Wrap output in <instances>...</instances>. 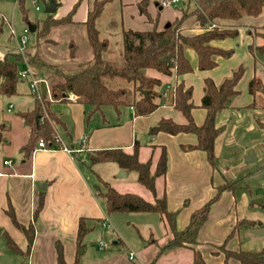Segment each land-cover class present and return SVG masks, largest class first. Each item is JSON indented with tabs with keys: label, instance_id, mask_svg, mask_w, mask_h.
Segmentation results:
<instances>
[{
	"label": "crops",
	"instance_id": "crops-1",
	"mask_svg": "<svg viewBox=\"0 0 264 264\" xmlns=\"http://www.w3.org/2000/svg\"><path fill=\"white\" fill-rule=\"evenodd\" d=\"M115 1L117 2L115 6L108 8V5ZM139 1L109 2L99 16L101 21L99 24L97 22L100 35L108 42L109 38L116 42L121 39L122 30L151 29L154 21L157 29H160L169 21L181 16L183 10L181 5L184 0L177 4L178 7L168 8L165 12L164 8L159 6L160 0H149L147 5L149 17L139 12L137 6ZM75 3H78V6L72 15V20L74 23H82L86 20L91 0H60V6L57 5L52 16L60 18L66 15ZM5 23V16L0 13V59L6 54L19 52V39L26 28L22 29L21 36L12 40L13 33ZM256 26L264 29V23L260 21L256 22ZM182 27V33L186 36L203 31L195 16L187 17ZM257 38L259 44L264 43V39L255 36L250 27H238L235 36L210 42L218 48L232 50L227 57L215 56L216 65L213 68L199 69L196 51L186 47L184 55L192 68L191 71L168 76L153 70L149 75L161 79L159 91H162L166 85L174 87L178 82L191 87L194 105L191 115L194 122L200 125L206 116V110L201 106L204 79L211 78L215 84H220L240 65L244 67L243 74L236 84L237 93L215 116V125L221 128L214 141L216 158L220 151L233 141L231 136L233 130L234 132L239 130V123L248 122L249 110L258 109L250 106L253 98L248 91V82L255 75V62L250 53L252 52L250 46L255 48ZM72 42L69 52L62 58L58 56L59 51L52 53L47 48L57 47V41L54 39L48 43H41L40 49L47 60L48 56L52 58V61L48 60L52 63L62 62L61 64H67L66 66L69 67L75 66L80 62L79 49L75 42ZM35 43L36 39L25 45L22 56L34 52L37 49ZM20 83L28 85V81L23 78ZM47 87L49 90L48 83ZM71 96L73 95H69L64 100H50L47 106L48 112L56 117L54 131L58 137L57 147L47 145L46 148H39L35 144L26 154L22 147L28 141L29 127L20 114L33 108L34 96L29 86L24 90L19 83L16 94L0 95V234L5 238V243V236L8 235L17 245L24 248L26 238L12 221L10 214L13 213L21 226L33 227V239L28 254L22 257L16 252L18 258L15 264H20L22 261L25 264H55L56 244L61 246L65 262L70 264L76 258L79 264H192L193 250L190 247L166 248L157 251L156 254L155 250H150L149 245L156 244L160 240V243L162 242L160 245L163 246L172 236L171 230L161 217L159 218L163 226L161 237L153 239L152 231L149 232L148 237L151 239L143 243L146 248L140 251L141 254H135L134 259H129L128 254L124 252L121 253L118 246L106 250V247H100L99 241V249L90 252L92 246L88 245V241L85 243V240L91 238L97 225L100 227L107 224L104 198L94 187L97 174H94L92 159L96 150L121 148L130 151L138 144L139 159L145 161L152 154L151 146L156 145L158 147L153 151L154 167L160 146H164L168 155L167 170L163 176L156 179V190L158 196L165 195L167 208L170 211L178 210L176 216L178 230L186 227L192 211L210 199L216 193V187L226 181L220 178L221 176L215 175V169L207 161L204 151L188 149V145L197 142L195 134L181 132L172 135L163 131L153 136L148 134L149 127L159 119L170 117L183 123L185 121L183 115L168 100L162 101L163 97H161L158 99L159 106L146 116H137L132 108L127 107L125 111L115 110L117 114L115 118L110 119L109 113L104 112L103 108L86 118L91 107L77 102L74 96L73 99ZM95 115L98 117L93 118ZM45 117L48 118L46 113L43 115V118ZM63 147L72 152L65 151ZM117 169L121 168L117 165ZM140 186L139 192H143L141 196L151 201V194L142 185ZM233 194V190L221 193L219 200L212 204L208 218L198 233V245L195 249L202 253L206 264H224V255L217 249L222 244L228 250L259 252L264 249V230L260 231L263 229L264 214L259 210H248V199L244 195L241 197V203L246 205H242L240 211H237ZM40 202L42 204L38 208ZM251 204L258 205L252 201ZM80 218L84 219L85 225L90 228L81 241L82 247H79L77 242ZM241 220L254 221L255 224L241 225L230 235L233 227ZM113 243L125 247L120 237L113 240ZM228 264L238 263L234 259H229Z\"/></svg>",
	"mask_w": 264,
	"mask_h": 264
},
{
	"label": "trees",
	"instance_id": "trees-1",
	"mask_svg": "<svg viewBox=\"0 0 264 264\" xmlns=\"http://www.w3.org/2000/svg\"><path fill=\"white\" fill-rule=\"evenodd\" d=\"M55 1L59 5V0ZM111 1L91 0L86 20L82 22L91 57L78 62L74 68H67L48 61L41 52L40 44L51 41L49 35L53 29L64 24L74 23L72 15L78 3H75L71 10L60 18H54L52 14H47L46 18L40 22L28 23V25L34 24L36 26L34 32L36 33L35 46L37 49L34 52L27 53L25 56L19 52H13L0 59V95L11 96L17 93V85L21 81L17 71L19 64L23 63L24 57L34 74L45 80L49 86V97L42 94L40 98L34 96L33 108L20 114L29 127L28 141L22 150L28 154L39 139H43L46 145L57 147L58 141L54 131L56 117L47 110L50 100H64L69 95H73L77 102L91 107L86 114V118H88L104 107H113L116 111L122 107H130L135 115L146 116L159 106L158 99L163 97L162 101L168 100L183 115L185 121L180 123L170 117L161 118L149 127L148 134L153 136L159 131L172 135L181 132L193 133L197 137V142L188 145V149L204 151L207 161L214 167L216 160L214 141L221 131V128L215 125V116L237 93L236 84L243 74L244 67L240 65L231 76L226 77L220 84H215L211 78L204 79L201 106L206 110V116L200 125L194 122L191 115L194 106L191 87H186L183 82H178L174 89L167 93V96H162V91H159L162 84L161 79L147 75L145 70H155L168 76L191 71L192 68L184 55L186 47H191L196 51L199 69L213 68L216 65L215 56L227 57L232 50L218 48L211 45L210 42L235 36L238 27L241 26H247L251 29L248 19H255L261 15L264 0H184L181 5V9L183 8L181 16L169 21L160 29H157L154 21L151 29L122 30L120 54L123 65L121 67H118L114 61L104 58L108 40L100 35L97 27L100 14ZM148 1L140 0L137 3L139 12L147 17H149L147 12ZM18 3L22 8V1L19 0ZM178 5L173 7H178ZM189 16L196 17L199 27L203 29L202 32L192 36H186L182 33V23ZM262 28L256 26L253 32L255 36L264 39V29ZM250 49L253 51L252 46ZM256 49L259 52L264 51V43L257 45ZM71 57H74L73 53ZM110 80H122L129 83L131 87H110L106 83ZM248 91L253 98L250 106L264 109V87L258 76L254 75L249 80ZM44 113L47 114L48 118H43ZM157 147L156 145L151 146L152 154L145 161L139 159L138 144L134 145L130 151L121 148L96 150L93 152L94 158L92 159L93 163L114 162L126 172L135 171L137 183L151 194V201L137 193L119 192L104 181H102L104 190H96L104 198L105 210L108 214L131 211L157 213L172 232V236L161 246L159 251L173 247H190L193 250L192 264H206L200 251L195 249L198 244V233L208 218L212 204L219 200L223 191L233 190L235 181H224L223 184L217 186L216 193L202 206L192 211L186 227L183 230H178L176 228L178 210L170 211L167 208L165 195L158 196L157 194L156 179L166 173L168 164L166 148L160 146V153L153 167V151ZM96 176L101 182L100 176ZM41 204L40 202L38 208ZM10 216L15 225L23 232L26 245L24 248L20 247L8 235L5 236L6 245L10 250L26 257L33 239V227L32 225L21 226L13 213ZM244 224L254 225L255 222L250 220L238 221L230 235L235 228ZM89 230L90 228L85 225L84 219L80 218L77 229L79 247H82L81 241ZM56 248L55 264H70L65 262L61 246L56 244ZM222 249L224 264H228L229 259H234L238 264H264V249L259 252L241 249L228 250L224 246ZM20 264H25V262L22 261ZM71 264H79L78 258Z\"/></svg>",
	"mask_w": 264,
	"mask_h": 264
},
{
	"label": "rangeland",
	"instance_id": "rangeland-1",
	"mask_svg": "<svg viewBox=\"0 0 264 264\" xmlns=\"http://www.w3.org/2000/svg\"><path fill=\"white\" fill-rule=\"evenodd\" d=\"M21 1L23 5L22 8L18 3V0H0V13L5 16V24L9 25L10 31L13 33L12 40H16L15 37L21 36L22 29L25 27L28 28L29 22H40L47 16V13L44 12V4L47 0ZM116 3V1L111 2V4L108 3V8H110V6L114 7ZM37 6L39 9H36ZM58 6H60V0ZM168 8L174 9L172 6L164 8L163 11L165 12ZM190 8H193V6H190ZM53 14H55V12ZM248 20L250 21L248 24L251 26V29H256V22L260 21L264 23V10L259 17ZM100 21L101 19L99 18L97 21L98 24ZM26 37V45H29L35 40L36 33L28 32ZM49 38L57 41V47L53 48L52 46H48L47 48L52 53H57L56 51H59L58 56H60V58L64 57V55L69 52V46L72 41L75 42L77 49H79L78 56L80 61L91 57L90 47L86 40L85 29L82 23L75 22L64 24L53 29ZM259 43V39L256 40L255 48L250 53L255 62L254 74L260 77L261 82L264 85V51L259 52L256 49V46L260 45ZM120 53V40L115 42L112 38H109L108 47L104 52V58L109 61H114L118 67H121L123 65V59ZM48 60L52 61V58L48 56ZM61 63L62 62L59 64L67 68H74L76 66L69 67L66 66L67 64L63 65ZM22 68L23 64H19V69ZM151 72H153L151 69L145 70L147 75H150ZM106 83L110 87H131L129 83L122 80H110ZM19 85H21V88L24 90L28 87L25 83L19 82ZM46 95L47 97L50 96L49 90L46 92ZM103 109L105 110L104 112H107V114L109 113L110 119L117 116L113 107H104ZM121 109L125 111L127 110V107H122ZM97 117L98 115H95L93 118ZM106 117L109 118L108 116ZM247 120L248 122L244 121V123H239V130H237V132H234L233 130V136H231V140L233 141H231L229 146L223 148L217 155L218 158H216L214 166L215 175H218L219 177L221 176L220 178L225 179L227 182L235 181L233 197L235 199L234 204L236 205L237 211H240L242 205H246L241 203V197L244 195L246 199H248V210H259L264 214V206L251 204V201L253 202V200L257 198L264 202V109H250L247 115ZM260 122L263 124L261 125ZM229 134L231 135V132H229ZM247 154H253L256 159L252 162H247L245 160ZM92 168L95 171L94 174L99 175L101 179V182H99L97 178L95 180L94 187H96L98 191L104 190V185L102 184V181H104L109 183L119 192H132L143 196V192H139L141 186L136 181L137 174L135 171H128L125 173V176H122L120 169H117V164L114 162H95L92 165ZM106 217L107 224L100 227L97 225L91 238L85 240V243L88 241V245L92 246V251L90 252L99 249L100 241L104 244L106 250H112V248L114 249V246H118L121 253L124 252L128 255L130 253L141 254L140 251L143 248H146L143 244L145 241H149L151 238L154 239L161 237L163 226L160 223V216L157 213L135 211L112 212L110 214L107 213ZM262 226L263 229L260 231L264 230V224ZM149 232L152 233L151 238L148 237ZM117 237L122 239L125 244L124 248L120 247L121 245L113 243V240H116ZM161 243L160 240H158L156 244L149 245L151 246L150 250H155L154 253L156 254L162 246L160 245ZM223 246L224 245L222 244L217 247L222 253ZM17 258V253L10 251L7 248L5 238L0 234V264H15Z\"/></svg>",
	"mask_w": 264,
	"mask_h": 264
},
{
	"label": "built area",
	"instance_id": "built-area-1",
	"mask_svg": "<svg viewBox=\"0 0 264 264\" xmlns=\"http://www.w3.org/2000/svg\"><path fill=\"white\" fill-rule=\"evenodd\" d=\"M180 3H181V0H160L159 6L162 7V8H167V7H171V6L180 4ZM36 9H39V7L37 6ZM211 26H214V25H211ZM28 32H29V29L25 28L24 31H23V35L19 39V42H20V44H19V52L21 54H23V55H24V48H25V45L27 43L26 35H27ZM22 64H23V68L22 69H18V71H17L18 76L20 78H23L24 80H27L28 81V86H29V89H30V92L32 93V95L40 98L41 97L40 82L43 79L38 78L34 74L33 69L27 63L25 57H24V60H23ZM173 89H174L173 86L166 85V87L162 90V96H167V93L169 91H172ZM71 98L73 99V96H71ZM55 138L58 141V137H57L56 134H55ZM37 145H38L39 148H46L47 147L46 142L43 139H39ZM50 147H52V146H50ZM63 149L65 151H67V152H70V153L72 152V150H70V149H68L66 147H63ZM100 247L101 248L105 247L102 242H100ZM135 257L136 256L133 253H130L128 255L129 259H134Z\"/></svg>",
	"mask_w": 264,
	"mask_h": 264
},
{
	"label": "water",
	"instance_id": "water-1",
	"mask_svg": "<svg viewBox=\"0 0 264 264\" xmlns=\"http://www.w3.org/2000/svg\"><path fill=\"white\" fill-rule=\"evenodd\" d=\"M57 4L55 0H48L45 4H44V12L47 14H53L56 10ZM29 28V32H34L36 29V26L34 24H29L28 25ZM40 88H41V94L44 96L46 95L47 92V82L45 80H42L40 82ZM255 156L253 154H247V156L245 157V160L247 162H252L254 161ZM122 176H125V172L124 170L120 169ZM254 203L258 204V205H264V202L257 198L253 200Z\"/></svg>",
	"mask_w": 264,
	"mask_h": 264
}]
</instances>
